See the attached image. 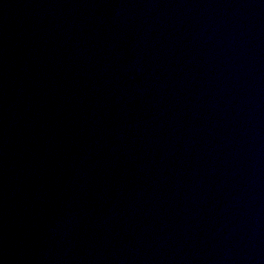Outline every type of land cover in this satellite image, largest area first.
Returning a JSON list of instances; mask_svg holds the SVG:
<instances>
[{
	"label": "water",
	"instance_id": "95a60500",
	"mask_svg": "<svg viewBox=\"0 0 264 264\" xmlns=\"http://www.w3.org/2000/svg\"><path fill=\"white\" fill-rule=\"evenodd\" d=\"M0 264H264V0H0Z\"/></svg>",
	"mask_w": 264,
	"mask_h": 264
}]
</instances>
